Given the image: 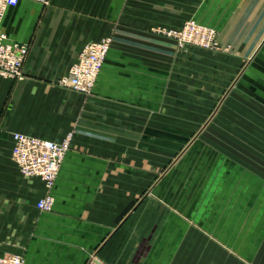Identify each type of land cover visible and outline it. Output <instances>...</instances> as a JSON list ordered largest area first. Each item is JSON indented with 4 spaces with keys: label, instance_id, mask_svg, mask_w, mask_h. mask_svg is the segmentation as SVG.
<instances>
[{
    "label": "crops",
    "instance_id": "1",
    "mask_svg": "<svg viewBox=\"0 0 264 264\" xmlns=\"http://www.w3.org/2000/svg\"><path fill=\"white\" fill-rule=\"evenodd\" d=\"M188 18L244 35L236 58L255 59L244 132L231 116L211 120L216 94L188 66L215 53L180 50L156 30ZM1 29L28 54L22 79L0 76V255L24 264H264V0H18ZM104 36L112 41L91 93L58 84L81 47ZM13 132L70 135L49 190L20 173ZM46 193L48 211L36 207Z\"/></svg>",
    "mask_w": 264,
    "mask_h": 264
},
{
    "label": "built area",
    "instance_id": "2",
    "mask_svg": "<svg viewBox=\"0 0 264 264\" xmlns=\"http://www.w3.org/2000/svg\"><path fill=\"white\" fill-rule=\"evenodd\" d=\"M17 2L18 0H0V76L13 80L24 77L23 65L28 54V44L8 39L1 29V24L5 10L15 6ZM160 31L173 38L178 46L187 43L203 46L212 44L213 31L202 27L194 20L186 21L177 29L162 28ZM111 41L110 36H104L99 40L86 42L67 72L58 78V84L81 94H90ZM11 138V157L20 173L26 177L40 178L49 190L69 147L70 135L61 141H55L13 132ZM52 205L53 197L49 193L36 201V207L40 210L48 211ZM0 264H24V259L17 254H4L0 255ZM93 264L102 263L95 261Z\"/></svg>",
    "mask_w": 264,
    "mask_h": 264
},
{
    "label": "rangeland",
    "instance_id": "3",
    "mask_svg": "<svg viewBox=\"0 0 264 264\" xmlns=\"http://www.w3.org/2000/svg\"><path fill=\"white\" fill-rule=\"evenodd\" d=\"M188 20H194L202 27L213 31L212 44L210 46L194 45L190 43L184 46H178L175 42L176 47L180 50L186 49L189 46H194L215 53V55L194 60V62H192L193 64L188 65L195 69L196 73L194 78H196V80H199L202 84H209L208 87L210 90L206 93H209L210 96L214 93L216 94L217 104L210 108L208 115L211 116L212 121L216 120V117L217 120L219 118L223 120V118H230L229 116H231L232 119L227 120H229V124L234 128L233 130H241L244 132V97L245 99H251L253 97L252 92L248 93L244 91V81L248 82L247 77L249 76L245 74V72L248 65L255 61L253 58H236V56H240L239 54H244V35L233 34L234 36H228L222 34L216 27L199 23L193 18L186 19L183 24ZM183 24L181 26H183ZM162 28L177 29L168 27L156 28L157 32L162 35H164L160 31ZM230 37L231 40L226 39ZM171 39L174 40L173 38ZM210 96L205 97L208 98ZM228 100L237 102L238 105H236V103L229 105ZM206 124L208 125L209 123L206 122L205 125ZM232 138L234 143H242L244 147V135L232 133ZM227 140L228 139H224L222 141L227 142ZM233 150L236 153H241V149Z\"/></svg>",
    "mask_w": 264,
    "mask_h": 264
}]
</instances>
